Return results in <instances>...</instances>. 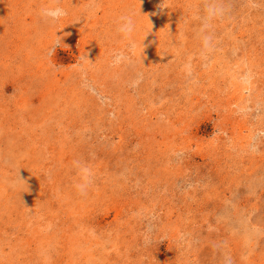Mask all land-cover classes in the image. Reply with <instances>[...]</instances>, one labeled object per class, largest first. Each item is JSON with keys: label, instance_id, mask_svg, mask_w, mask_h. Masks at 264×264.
<instances>
[{"label": "rangeland", "instance_id": "374dc122", "mask_svg": "<svg viewBox=\"0 0 264 264\" xmlns=\"http://www.w3.org/2000/svg\"><path fill=\"white\" fill-rule=\"evenodd\" d=\"M55 2L0 0V264H264V0Z\"/></svg>", "mask_w": 264, "mask_h": 264}, {"label": "clouds", "instance_id": "9594fccd", "mask_svg": "<svg viewBox=\"0 0 264 264\" xmlns=\"http://www.w3.org/2000/svg\"><path fill=\"white\" fill-rule=\"evenodd\" d=\"M95 4V0H89V8L93 7ZM205 11H206V17L205 20L206 22H210L212 19H214L218 15L223 14V8L220 7L217 3L216 0H209V2L205 6ZM40 15L42 18H44L46 21L55 23L60 21L62 18L68 15V11L65 7H63L60 4V0H56V2L52 5L45 6L41 9ZM136 24H135V19L128 15V16H122L119 21H118V26H117V32L121 35L123 39H130L132 34L135 32ZM210 40L211 37H205L204 38V47L209 48L210 46ZM60 44V38L56 37L54 40L52 46L49 49V56L54 52L56 46ZM124 59L123 53H119L116 56V63H119L121 60ZM85 63L91 64L85 57L84 55H81L78 58V62L76 64V67L80 68L82 67ZM241 83L247 84L249 83V78L248 75L245 74L240 78ZM77 175L79 177V181L74 185L76 190L81 194V195H86L87 188L91 183V179L93 176L92 170L85 164L77 163Z\"/></svg>", "mask_w": 264, "mask_h": 264}]
</instances>
